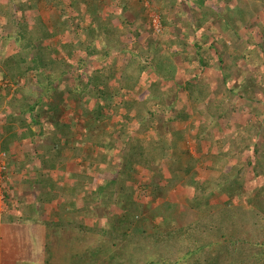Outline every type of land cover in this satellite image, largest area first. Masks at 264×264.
I'll return each mask as SVG.
<instances>
[{
    "label": "rangeland",
    "instance_id": "rangeland-1",
    "mask_svg": "<svg viewBox=\"0 0 264 264\" xmlns=\"http://www.w3.org/2000/svg\"><path fill=\"white\" fill-rule=\"evenodd\" d=\"M138 1L142 3H138ZM153 1L156 0H0V84L9 86L13 95L18 98L27 96L30 100H32L31 98L33 97L42 99L45 95L46 100H44L45 102L43 103L48 102V98L53 105L58 104L55 112L57 116L64 117L72 116L73 114V118L79 123L78 127L83 126V130H88L93 123L96 124L94 125L96 127H93L92 136L85 132H83L82 135V139H85L90 144V150L88 152L92 157L95 152V150H93V148H95L93 145H96L98 152L101 150L107 152L110 151L107 142H111L114 138L120 139L117 149L119 154H117L118 157L114 163V175L111 172H105L103 170L104 165H100V163L97 165L94 164L93 169H95V172H92L98 178L96 181L89 182L88 184L80 182L82 190H79L71 186L72 177L70 176V172L66 173L63 180V186L67 188L65 191L66 195L72 194L76 196L77 194L80 196V198L75 197L78 199L75 201L74 205H71V211H74V215L69 216L68 214L66 215V213L62 214L61 217L65 216V218L62 220L60 217L59 223L56 224L58 229H54L55 226L49 228L55 239L54 242H49L50 249L48 247L47 253L44 251L38 254L35 253L34 255L29 253L27 254L28 258L25 257L24 261L17 260L18 264H42V259H44V257L46 259L47 255L50 264H68L66 252H78L81 244L77 240L74 241L73 238H71L72 248H65L64 243H66L67 239H69L70 242L71 239L69 237H74L75 233L64 229L68 228L65 227L64 224L67 225L72 223L70 225L74 224L75 226H80V223H84L93 226V228L105 227L107 229L125 231L129 228H121V226H126V224L132 225L135 221L141 219L140 222H145L146 224L145 231L152 232L153 228L150 227L149 222L155 224L160 221V216L156 217V219L153 218L152 209L159 207L163 202L169 199H171L170 201H177V208L175 211L173 210L174 215L178 213V218H181V215L185 214V217L190 218L188 221H192L196 219L197 213L199 216V213L204 207L203 203L197 202L195 198L198 185H203V187H205L203 194L207 196L206 205L210 206L222 203V195H220L221 190L219 188H214L212 183H209V179L206 186L204 185L205 182H203L207 179V173L206 169L202 168L201 163L203 162L205 166L214 164L213 161L207 159L208 156H206L205 153L207 148L205 144H201L200 142L191 143L193 140L199 141L196 136L195 138L186 137L190 140L186 144L183 143L184 146H182L178 142V139L183 142L186 139L185 136L178 137L181 135L180 133L175 136H171L170 134L172 133L170 131L184 127L183 125L185 124H178L177 121L195 122V119L191 116L183 118L178 116L179 113H185L187 108L191 110V104H188L191 101L186 98L189 94L185 89L186 82L191 79L186 78L187 76H185L180 69L176 80L168 84V86L173 87L172 94L174 98L169 100L172 106L170 112L167 114L158 104V98L149 92L148 84L140 79L142 76L145 79L147 74V77L151 80H161L159 75L152 71V66L157 65L159 61H166V58L170 57L166 51L165 38L161 36L162 32H160L162 25L159 11L156 8L157 5L153 4ZM216 2L217 3H215V1L213 2V0L209 1L210 6L204 7L203 12H200L194 9L193 5L187 0H176L173 15L171 17L174 19L177 26L171 25V27L174 28L172 29V35L181 38L184 33L183 28H185L184 22L190 23L191 25L194 23L196 24L198 23V19L203 16L201 14H208L210 10L211 15H216L218 14L216 12L217 7L221 9V13L218 14L220 23L224 21V19L229 18L226 16L227 13L233 14L234 16L237 15V18L233 17V26L236 34L227 30L224 36L225 40H222L223 37L221 38L220 35L215 34V32L211 30V26L215 23V19L213 18L209 19L207 26H201L197 28L195 33H190V42L187 49L189 53H191V60H193L196 55L192 42L195 40L203 44L204 47H207L204 49H208L209 47L213 52V57L216 59L211 61V65L199 67L190 74L192 80H194L193 82L210 84L213 94L215 95L214 98H217L220 102L229 101L230 108H236V113H252L253 116H255L252 118L255 125L259 123L264 124V57H262L264 56V47H262L264 46V0H226V3L222 4L218 3L219 1ZM239 2L241 4H238ZM91 4L97 5L98 15L109 18L112 12H116V16H118V18L115 17L116 22L118 19L124 20L127 29L129 28L139 32L138 36L132 40L128 37L129 32L124 36L125 38L127 37L130 42V52H124V55H121V53L118 54L119 48L111 45L113 47L110 48V55L107 56L102 52L107 48V45L103 38H99L98 49L100 50L94 55L89 54V47L91 46L90 49H92L93 45H95V40L93 41L92 39L95 29L93 28L89 33L85 32L88 25L92 23V10L94 7H90ZM122 4L129 5L130 11L127 13L122 12ZM218 5H220L221 8ZM142 6L146 9L145 12L140 10ZM42 17L46 22H49L50 27V36L44 39V42H40L36 39L40 38V34L42 33V31L39 32V30L42 29L41 24H39V20H41ZM35 22H37V25L34 27L35 33L33 32L32 35L29 33V28L32 23ZM17 23L21 27H19ZM231 24L230 21V26ZM217 29L221 30L219 24L217 25ZM43 33H45V29H43ZM215 36L219 37V41L216 40ZM31 37L36 40L31 39ZM33 44L37 46V48L40 47L43 56L49 54L50 58L52 57L56 64H63L57 65L46 72L47 78L50 77L49 74L56 69L58 70V75H60V78L56 79L54 86L46 89V91L48 90L49 92L45 90L42 91L40 89L42 86L38 88L30 85V83L32 84V82L37 80V73H19L16 78H12L9 74V72L14 70L11 68H15L20 64V60L24 61V59L30 58L32 54H37V51L32 46ZM45 44L48 48L43 46ZM225 46H228V48L226 49ZM177 48L180 49L181 47ZM177 48L175 47L172 50H177ZM255 52H258V56L255 55ZM136 54H142L147 58L146 64L149 68L147 71L141 68L138 74L139 78L137 76L138 70L136 66L127 68L129 60ZM217 58L218 60L220 59V63H217ZM175 60L178 62L181 60V57H175ZM181 63L187 66V63L182 60ZM181 63H179V65H181ZM233 63L236 65V68L233 70L234 72L229 77H225L232 68ZM25 65L28 66L27 63L25 64L23 62L22 67L24 68ZM239 67L248 68L250 70H243ZM126 72L129 77L135 76L134 79L130 78L128 80V83L133 85V88L126 83L129 90L126 89V85L122 87L121 96H116L115 101H131L132 104L140 102L138 107L141 110L145 109L143 112L146 115L145 122L154 115L155 123L153 127L159 129L157 132L146 131L142 132V136L133 137L131 134L136 130H132L135 128L133 124L128 128V132L124 130L122 134L116 135L115 133H118V131H111V129L108 128L115 127V129H117L116 123L119 122V119L122 120L119 126L120 129L123 128L122 124L125 123L121 118V112L115 113L109 105H105V107L101 109L104 115L101 117L102 119L98 118L95 121L92 117L96 114L90 112L91 107H89V105L94 106L96 104L92 100L93 98L90 96L89 90H93L95 83L101 85V81L107 82V86L116 89L121 86L117 85V82H120V80H114L113 77H119L120 74L123 76L124 73L126 75ZM112 74L115 76H112ZM138 79H140V81H137ZM243 82L248 84L247 88L239 85L241 83L245 84ZM137 86H140L138 87V92ZM225 86L229 88L225 89ZM47 94L49 96H47ZM107 100L109 101L110 97L107 98ZM144 101L148 103L146 106L143 104ZM187 101L189 102L187 103ZM183 104L187 105L186 108L182 106ZM168 105L170 107L169 103ZM198 117L202 119L200 114ZM231 117H235L234 113L228 114L225 117L226 120L222 119L220 121L222 127L229 129L232 126L230 124ZM123 118H126L125 115H123ZM57 121L53 122V124L58 123ZM64 123V120L59 122V124ZM190 125L196 129L195 124L191 123ZM66 132H69V129L66 130ZM156 133L160 134L159 138L154 136ZM189 134L192 137L191 131ZM127 135H129L128 137H130L131 140L133 139L134 145H138L136 139H139L141 141L140 145L147 150L151 149L152 154L149 155L147 161L141 160V163L133 161L132 163L130 159L127 160V158L124 157L130 149L125 142V140L129 139ZM53 140L54 138L48 135L41 141L53 143ZM161 141L163 144L160 145ZM79 149L84 153L82 147ZM162 149H164L163 152H165L163 155L160 152ZM121 153L122 155L120 156ZM201 153H205L203 154V159L199 156ZM232 153L233 152L229 154ZM91 156H89V158H91ZM178 161L184 162L183 165L177 167L176 164ZM192 161L194 167L190 168V170H186L185 166L188 162ZM7 162L9 163L8 154L4 155V153H2L0 159V202H4L5 192L7 191V194L10 192V186H8L7 182L8 176H12L11 173H14V170L10 168V165H7ZM74 162L75 161H70L69 165H72ZM230 162L229 164H234V161ZM149 166L152 169H148L147 167ZM69 168L76 172L81 171L84 174L90 169L86 161L84 163L77 161V163ZM247 168V178L245 180H247L248 183L244 185L246 196L241 199V202L248 208H251V206L257 207L258 201H256L254 205L250 204L249 201L255 200L257 196L255 194L258 191L264 190V182L258 179L259 177L257 176L255 168ZM124 170L131 173L133 182L127 185V192H124L125 194H115L113 202L109 204L107 194L98 196L95 192L97 187L102 184L99 183L98 180L106 178L114 179L115 177L123 180L120 171ZM6 172L9 174L6 175ZM231 174L232 173H229L228 175L231 176ZM15 177L17 178L16 174ZM31 190L29 186L28 189L23 187L22 192L25 197H29L31 195L29 191ZM132 198L137 202L135 210L137 212L140 211V214L136 215V217H131L130 213L127 212L128 210H132ZM261 200L263 201L262 206L264 207V196H261L260 201ZM7 204L6 200L3 204H0V212H4L3 210L7 207ZM140 204H143L142 209ZM154 212L163 213V207L160 206ZM34 214L33 212V216ZM202 217L204 216L201 214L200 219ZM167 218L169 219V217ZM173 218L172 221L167 222L166 226L169 228H160L161 231L163 230L166 232L177 229L172 227L175 225L179 226L178 224L182 222L179 220L175 223V216ZM14 221V223H21L18 225L19 228H28L24 226L25 222L22 218L19 219V217L16 216ZM165 232L162 233L166 234ZM185 248L186 246L184 249ZM17 249L18 246H16L15 250ZM7 253L8 252L1 249L0 242V261L3 259L4 264H9L6 258ZM185 253L186 251L183 252V255ZM13 254H15V252ZM30 255L33 257H29Z\"/></svg>",
    "mask_w": 264,
    "mask_h": 264
},
{
    "label": "trees",
    "instance_id": "trees-1",
    "mask_svg": "<svg viewBox=\"0 0 264 264\" xmlns=\"http://www.w3.org/2000/svg\"><path fill=\"white\" fill-rule=\"evenodd\" d=\"M187 1L193 5L194 9L203 12L204 7L210 6L209 1L211 0ZM214 1L215 3H217L216 1H219L218 3L220 4L226 3V0H213V2ZM138 3L142 2L138 1ZM153 4L157 5L156 8L159 11L162 25L160 32H162L161 36L165 38L166 51L170 57H167L166 61H159L157 65L152 66V71L156 72L161 81H165L167 85L166 87L160 86L161 81L149 79L146 73V78L144 79L142 76L140 79L148 84L149 92L158 98V104L167 114L171 109V105L169 107L168 103L173 92V87L168 86V84L174 82L178 74L175 57H181V60L187 63V67H183L181 70L183 71L182 73L187 76L186 78L191 79L186 82L185 89L190 97L192 114L185 115L186 113H179L178 116L182 118L191 116L195 119L197 118L195 115H205V126L198 130V139L201 144L204 143L209 147H213L212 145L215 146L216 144L221 150L217 156H214L212 151L209 152L210 159L213 160L214 157L213 161L215 162V165L206 166V170L210 173L208 178L214 188H219L221 190L220 195H222V203L210 206L206 205L207 196H204L203 194L205 187H203V185H198V190L196 189L198 193H195V198L197 199V202L203 203L204 205L202 210V215L204 217L199 219L197 223L188 225V228H177L173 231L166 232L163 230L161 231L158 223L153 225L152 232L145 231L142 222L132 224V228L126 229L125 231H117L105 227L93 228V226L84 223H80V226H75L74 224L70 225L72 223L67 225L64 224L65 227H68L64 229L75 233L74 237L69 238H73L74 241L77 240L81 244L78 252H66L68 264H264V207L262 206L263 201H260L261 196H264V190L258 191L255 194L257 195L255 200L249 201L252 205L258 201L259 203L257 204V207L251 206V208H248L241 202V199L246 196L244 182L246 179L247 167L255 168L257 176L259 177L258 179H260L261 182H264V137L261 136L260 133L255 134L254 128L242 131L241 135L232 134L226 145L228 144L230 146L232 141H234L233 143L237 144L238 150L233 154H229V149H227L226 152L223 153L222 148H224V146L222 144L225 141V138L224 132L219 131L221 129V124H219L218 118L222 119L231 112L230 103L225 101L220 102L217 98H213L214 94L211 85L193 82L194 80H192L190 74L199 67L211 65V61L216 59L213 57L212 50L209 47L208 49H204L207 47L198 43L197 40L192 41L196 54L193 60H191V53H189L187 49L190 42V33H195L197 28L201 26H207V22L211 18L215 19V23L211 26V30L215 32V34L220 35L221 38L223 37L222 40H225L224 36L227 30L236 34L233 20L234 18H237V15L234 16L233 14L227 13L226 16L229 18L224 19V21H221L220 23V17L218 14L221 13V9H218L217 7L216 12L218 14L213 12L216 15H211L210 10L208 14H201L203 16L198 19V23L196 24L194 23L191 25L190 23L184 22V33L181 38H177L176 35H172V29L174 28L171 27V25L177 26L176 22H174V19L171 17L173 15L176 0H156L153 1ZM122 5V12L127 13L130 11L129 5ZM218 6L221 8L220 5ZM90 7H94L92 10V23L91 25H88L85 32L89 33L90 30L93 28L95 29L92 37L93 41L95 40V45H93L92 49H90L91 46L89 47V54L94 55L100 50L98 49L99 38H103L107 45V48L102 51L107 56L110 55V48L113 46L119 48L120 52H130V42L128 41V38H125L124 36L129 32L128 37L132 40L138 36L139 32L129 28L127 29L124 20L118 19L116 22L115 17L118 18L116 12H112L110 17L106 18L98 15L96 4H91ZM140 10L145 12L146 9L142 6ZM230 21L232 23L231 26ZM218 24L221 30L217 29ZM19 27L21 26L19 25ZM48 36H50V32L46 37ZM215 38L219 41L218 36H215ZM31 39L34 38L31 37ZM32 46L37 51V54H32L31 57L28 56L30 57L28 61L27 59H24V61L20 60V64L17 67L11 68L14 69L9 72L11 77L16 78L19 73L27 74L32 71L42 78V75L45 74V72H48V70H51V68L57 65H63L60 63L56 64L54 59L52 57L50 58L49 54L43 56L40 47L37 48L34 44ZM175 47L181 48L172 50ZM225 48L227 49L228 46H225ZM255 55L258 56V52H255ZM146 61L147 58L142 54L133 55L132 59H130L127 64V68L136 66L138 76L141 68H143L144 71L149 69ZM23 62L25 64L27 63L28 66L25 65L23 68ZM218 62L220 63V59L217 63ZM234 68H236V65L233 63L232 68L225 77H229L234 72ZM242 69L247 71L250 70L248 68ZM49 76L50 77H48L47 80L50 85H54L56 79L60 78L57 69L52 71ZM112 76L115 75L112 74ZM134 77L135 76L129 77L127 72L126 75L124 73L123 76L120 74L119 77H113L114 80H120V82H117V85L121 86L116 89L107 86V82L101 80H99L101 81V85L97 83L94 84V88L93 90H89V94L94 99L97 97L98 101L96 105H89V107H91L90 112L96 114H92V117L95 120L98 118L102 119L101 117L104 115L101 109L105 107L106 102H109V107L114 110L115 113L121 112V118L125 123L122 124L124 128H126L127 124L133 123L134 121H138L140 127L144 129H150L154 125V115L145 122L146 115L143 113L145 109L141 110L138 107L140 102L132 104L131 101H115L116 96H121V90H123L122 87H125L128 80L130 78L134 79ZM140 79L137 81H140ZM243 83L245 84L241 83L239 85L247 88L248 84L246 82ZM130 87L133 88V85ZM109 97L110 100L108 101L107 98ZM143 104L146 106L148 103L144 101ZM20 105L24 114L30 112L38 113L40 111V109L37 108L39 103L31 105L27 102L24 103V101H21ZM123 115H125L127 119L123 118ZM121 123L122 120H119V126ZM33 124H41L38 117H35ZM210 128L212 130L211 133L204 136V130ZM68 129L69 126L65 123L57 126L55 130L57 131L55 136L57 138V143H62V139L67 136L66 130ZM29 131L32 135H35L31 126L29 127ZM246 132L249 133L247 134ZM221 133L223 135H221ZM128 138L129 139L125 140L130 148L127 155H125L127 160L130 159L132 163L133 161L137 163H141V160L147 161L149 155L152 154L151 149L147 150L140 145L141 141L139 139H136L138 142V145L136 146L133 144V139L131 140L130 137ZM119 140L120 139L114 138V140L109 142L108 148H110V151H107L108 153L105 151V153L100 156L101 163L106 165L105 172H111L113 175L115 173L114 163L118 157L117 154H119L117 151ZM161 144H163L162 141L160 145ZM49 150H52L53 153H51L52 155L49 157L51 164L59 162L62 151L61 147L56 145V147L49 148ZM163 150L164 149L161 151L159 150L162 155L165 154ZM220 157H225L227 159H221ZM230 161H234V164H229L231 163ZM183 163L184 162L182 161H178L176 166L180 167ZM193 167L194 163L192 161L187 163L185 169L190 170V168ZM147 168L152 169L150 166ZM228 172L232 173L231 176L228 175ZM120 173L122 174L123 180L116 177L114 179H103V182H101L102 184L98 186L95 191L98 196L107 194L109 204L113 202L115 194H125L124 192H127V185H129V183L132 184L133 182L130 172L124 170L120 171ZM82 180L85 184H88L89 182H93L94 178L85 174L82 176ZM204 185L206 186L207 184ZM93 194L95 195L94 192ZM132 202L131 209L136 211L135 207L137 202H135L134 199ZM140 206L142 209L143 204H140ZM155 209L156 208H154V210ZM137 213L140 214V211ZM66 214L69 216L74 215V211L67 208ZM155 216L156 215H153L154 219H156ZM64 218L65 216L62 217V220ZM3 222L10 221L3 220ZM162 232H165L166 234H163ZM71 241L72 239L70 242L69 239L66 240V243H64L65 248H72ZM185 246L186 248L184 249ZM48 247L50 249V245ZM46 251L48 252V248ZM184 251H186V253L183 255ZM45 264H50L48 255L45 259Z\"/></svg>",
    "mask_w": 264,
    "mask_h": 264
},
{
    "label": "crops",
    "instance_id": "crops-1",
    "mask_svg": "<svg viewBox=\"0 0 264 264\" xmlns=\"http://www.w3.org/2000/svg\"><path fill=\"white\" fill-rule=\"evenodd\" d=\"M238 4L241 3L239 2ZM41 20H39L40 21L39 24H41L42 29L39 30V32L42 31V33L40 34V38H36V39L40 42H44V39L47 38L46 36L50 31L49 30L50 27H49V22H46L43 17L41 18ZM37 22L32 23V25L29 28V33L33 34L35 29L34 27L37 25ZM43 29H45V33H43ZM43 46L47 47L46 44ZM119 53H121V55H124V52H120V50L118 54ZM28 60L29 58H27V61ZM175 63L177 64L178 72L180 69H183V67H187L183 63H181V60H179L178 62L175 61ZM179 63H181V65H179ZM30 72L33 73L32 71ZM36 79L37 80L32 82V84L30 83V85L36 86L38 88L42 86L40 88L42 91L44 90L46 91L47 88H51V86L52 87L54 86V85H50V83L48 82L46 77V72L45 74L42 75V78H40L38 75V78ZM160 83H161L160 86L162 87H166L167 85L165 81H161ZM138 87L140 86H137V88ZM227 88L229 87L227 86L225 89ZM126 89L129 90V87H126ZM138 91L139 88L137 92ZM46 92L49 91L47 90ZM47 96L49 95L47 94ZM214 96L215 95H213V98ZM173 98L174 95L172 94L170 100ZM186 98L190 100L189 96ZM31 99L32 100H30V98H28L27 96H22L21 98L15 97L13 95V92L10 90L9 86H4L0 84V159L2 153H4V155L8 154L9 163L7 162V165H10V168L14 170V173H11L12 176H8V181H7L8 186H10L9 188L10 192L9 194H7L6 191L4 197L8 204L6 205L7 207L3 210L4 212H0L1 249L8 252L6 258L8 259L9 264H18L17 260L24 261L25 257L28 258L27 254L29 253H32L33 255L35 253L38 254L43 251L47 253L46 250L50 244L49 242L50 241L54 242L55 237L48 228H50L51 226L52 227L55 226L54 228H58L56 224L59 223L60 219L62 218L61 217L62 214L66 213L67 208L71 210L72 208L71 205H74L75 201L78 199L75 197L80 198V196L77 194L76 196L72 194L68 196L66 195L65 191L67 188L63 186V180L67 172H70V176L72 177L71 186H74V188H78L79 190H82L81 189L82 186L80 182H84L82 180L83 175L86 174L88 176H92L94 178V181H96V179L98 178L93 174V172H95L94 171L95 169H93L94 164L97 165L98 163H100V165H104L103 170L106 171V165L101 163L100 160V156H102L105 153V150H101L100 152H98L96 145H93L95 147L93 148L95 152L93 154L94 156L92 157L88 152L90 150L89 149L90 144L85 139H82L83 132H85L86 134H90V136H92L93 127H96L94 126L96 124L93 123V125L91 124L88 130L87 129L83 130V126L78 127L79 123H77L76 120L73 118L74 117L73 114L72 116H64V117L57 116L55 112H56V106L58 104L53 105L48 100V98H47L48 102L43 103L45 102L44 100H46L45 95L43 96L42 99H39L38 97L37 98L33 97ZM20 100L24 101V103L27 102L31 105L39 103L37 108H39L40 111L38 113L30 112L24 114L20 105L21 102ZM92 100L94 101L95 104L98 101L97 97L95 99L93 98ZM188 102L189 101H187V103ZM225 102L229 103V101H225ZM169 104L172 106L170 102ZM188 104H191V102H189ZM106 105H109V102H106ZM182 106L186 108L187 105L183 104ZM190 108L191 110L189 108L186 109L185 112L186 114H192V107ZM236 112H237L236 108H231L230 113L232 114L234 113L235 116L234 118L232 117L230 118L231 121L230 124L232 126L229 129H226L221 125L222 130L221 129L219 130L224 132L225 141L222 144L224 146V148H222L223 153L226 152L227 149H229V153L231 152L234 153L237 152L238 150L237 144L233 143L234 141H232L230 146L228 144L226 145L232 134L241 135L242 131H246L248 129L254 128L255 134L260 133V135L264 137V124L259 123L255 125L254 120H252V118H254L255 116H253L252 113L249 112L236 113ZM198 115H195L197 116V118H195V122L194 121L179 122L176 120L178 124L181 125L185 124V125H183L184 127L181 129L170 131L172 132L170 133L171 136H175L176 134L180 133L181 135H179L178 137L185 136V138L186 137L195 138L197 136L198 138V130L201 127L203 128L205 126V115H201L202 119H200ZM35 117H38V119L41 121V124L39 125L33 124ZM222 119L226 120L225 117ZM222 119L218 118L219 124H221L220 121ZM62 120H64L65 124L69 126V132H66L67 136L62 139L61 141L62 143H57V138L55 137L57 131L55 130L59 125V122H61ZM55 121H57L58 123L53 124V122ZM191 123L196 125V129H194V127L190 125ZM133 124L135 125V128H133L132 130L134 131L136 129L131 134V136L133 137L142 136L143 134L142 132H146V131L157 132L159 130V129H155V127L153 126L150 129H144L140 127V123L138 121H134L133 123L127 124L126 128L123 127L122 129L119 128V122H117L116 123L117 129H115V127L108 129H111V131H118V133L116 132L115 134L120 135L124 130L127 131L128 128ZM30 126L32 127L34 132H35V127L40 126L41 131L39 133L35 132V135H32L31 132L29 131ZM190 131L192 137L189 134ZM211 131H212L211 128L205 129L204 136H207L208 133H211ZM246 133L248 134L249 132ZM48 135H51L52 138H54L52 142L55 145L51 142L50 145V143L48 142L45 143L41 141L42 139L44 140ZM221 135L223 134L221 133ZM154 136L156 138H159L160 134L156 133ZM187 140L188 138H186L185 141L181 142L178 139V142L182 146H184L183 143L185 144L188 143L190 139L188 141ZM108 143L109 142H107V144ZM191 143L193 144L199 143V141L193 140ZM56 145H58L62 149L61 158L59 162L51 164V160L49 159V157L53 153L52 150H49V148L56 147ZM212 146L213 147H209L208 145L205 144V147L207 148V151H205V153L206 156H208L207 159L209 161L214 160V157L213 160L210 159L209 156L210 151H212V154L214 156H217L221 152L218 145L215 144V146L214 145ZM80 147L83 148L84 153L80 151L79 149ZM205 153H201V155L199 156L203 159V154ZM121 155L122 153L120 154V156ZM89 156H91V158H89ZM220 158L227 159L225 157H220ZM70 161H75V162L72 163V165H69ZM77 161L83 163L85 161L88 162V167L90 168L89 171L84 174L81 171L76 172L72 169L70 170L69 167H72L75 163H77ZM213 163L214 164L210 166H214L215 162L213 161ZM201 166L202 168L206 169V166L204 165L203 162L201 163ZM7 172L5 173L6 175L9 174ZM206 173H207V179L205 178L206 180L203 181L205 182V184L209 182L208 175L210 174L208 173L207 170ZM15 174L17 175V178L15 177ZM98 182L99 183L103 182V179L98 180ZM209 183L211 184V182ZM246 183H248L247 180H245V184ZM28 186L30 187V189H32L31 190L32 192L29 191L31 195L29 197H25L22 192V189L23 187H26L28 189ZM170 200L171 199L166 200L165 202H163V204L160 205L163 207V213L154 212L160 206L157 207L155 210L154 209L152 210L153 211L152 214L156 215L155 217L160 216V221L158 222L159 228H169L168 226H166L167 222L172 221V219H174L173 218L174 216H175V223L181 220V222L184 224L181 223L178 224L179 226L175 225L172 228H188V225L195 224L198 222L202 214V211L199 213V216L197 213L196 219L192 221H188L190 218L185 217V214H182L181 218H178V213H176L175 215L173 214V210L175 211L177 208V203H176L177 201L175 200L170 201ZM4 202L1 201L0 204H3ZM32 211L35 213L34 216ZM127 212L130 213L131 217H136V215L139 214L136 211L134 212L133 210H128ZM189 215L191 216L190 213ZM16 216H18L19 219L22 218V220H24L25 222L24 226L28 228H19L18 225H20L21 223L20 222L14 223L15 222L14 218ZM167 217H169V219ZM3 220L10 222H3ZM140 220L141 219L135 221V224L137 222L140 223ZM142 223L144 225V228H146L145 222ZM149 223H150V227L152 228L154 223L152 222ZM132 226L133 225L126 224V226H121V228H132ZM112 228H117V227H112ZM16 246H18L17 250H15ZM12 252L13 253L15 252V254H13ZM29 257H33V256L30 255ZM0 264H4L3 259L0 261ZM42 264H45V257L44 259H42Z\"/></svg>",
    "mask_w": 264,
    "mask_h": 264
},
{
    "label": "water",
    "instance_id": "water-1",
    "mask_svg": "<svg viewBox=\"0 0 264 264\" xmlns=\"http://www.w3.org/2000/svg\"><path fill=\"white\" fill-rule=\"evenodd\" d=\"M40 131H41V127L40 126L35 127V132L39 133Z\"/></svg>",
    "mask_w": 264,
    "mask_h": 264
},
{
    "label": "built area",
    "instance_id": "built-area-1",
    "mask_svg": "<svg viewBox=\"0 0 264 264\" xmlns=\"http://www.w3.org/2000/svg\"><path fill=\"white\" fill-rule=\"evenodd\" d=\"M155 22H156V20H155Z\"/></svg>",
    "mask_w": 264,
    "mask_h": 264
}]
</instances>
